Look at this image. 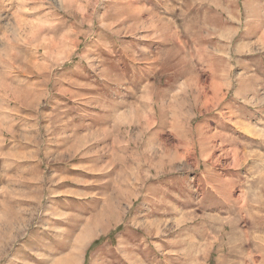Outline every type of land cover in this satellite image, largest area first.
<instances>
[{
	"label": "rangeland",
	"instance_id": "obj_1",
	"mask_svg": "<svg viewBox=\"0 0 264 264\" xmlns=\"http://www.w3.org/2000/svg\"><path fill=\"white\" fill-rule=\"evenodd\" d=\"M0 264H264V0H0Z\"/></svg>",
	"mask_w": 264,
	"mask_h": 264
}]
</instances>
